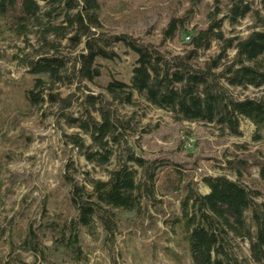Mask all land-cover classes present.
Instances as JSON below:
<instances>
[{
    "label": "rangeland",
    "instance_id": "rangeland-1",
    "mask_svg": "<svg viewBox=\"0 0 264 264\" xmlns=\"http://www.w3.org/2000/svg\"><path fill=\"white\" fill-rule=\"evenodd\" d=\"M245 2L262 7L261 0ZM229 8L230 0H109L99 31L111 36L129 33L159 45L170 19L183 17L184 22H189L187 29L160 48L171 54H184L190 48L188 37L209 27L212 17L223 18ZM63 19L59 17L54 22L61 23ZM240 20L235 28L225 22L227 36L249 35L254 20L250 16ZM39 30L31 28L26 36L20 35L10 20L0 18V260L11 259L14 264H193L185 221L180 220L188 186L207 194L210 191L205 176L226 175L237 180L236 171L241 170L243 184L264 191L257 184L260 178L257 163L264 159V140L254 139L256 126L242 118L241 135H234L215 123L178 121L172 112L156 108L136 95L134 104L114 101L112 108L118 110L120 120L125 123L126 138L120 144L111 143L115 152L111 164L94 165L70 136L79 134L86 144H91L92 138L61 118L60 107L64 104L53 103L48 94H59L69 102L74 100L65 111L67 115L80 117L86 95L101 94L103 100L113 102L107 85L114 78L131 82L136 57L122 44L114 45L119 56L113 60L99 59L103 69L99 78L65 80L51 85L53 89L47 86L46 101L35 107L25 93L34 87L39 76L30 72L25 60L49 48L41 40ZM75 34L72 31L65 39L50 35L48 39L58 43L59 53L70 59L83 49V44L75 47L69 40ZM220 50V43L214 41L209 50L200 51V61L218 55ZM229 53L231 57L235 55L234 50ZM231 91L239 99L264 100V88H231ZM77 97L80 99L75 100ZM131 151L145 157L146 168L155 174L150 179L146 168L134 164L139 169L138 179L145 195L140 209L102 210L110 224L107 227L97 219L95 235L82 231V259L64 253L63 249L56 250L51 239L40 258L22 252V244L32 227L38 229L47 219L61 220L73 214L67 177L81 184L88 179L106 180L107 170L124 162ZM230 160L235 168H229ZM246 216L249 218L250 213ZM43 232L38 231L40 236ZM233 247L242 264H255L248 240L235 239Z\"/></svg>",
    "mask_w": 264,
    "mask_h": 264
},
{
    "label": "trees",
    "instance_id": "trees-1",
    "mask_svg": "<svg viewBox=\"0 0 264 264\" xmlns=\"http://www.w3.org/2000/svg\"><path fill=\"white\" fill-rule=\"evenodd\" d=\"M261 6L255 8L245 0H230V8L223 18L212 17L209 27L188 37L190 48L185 49L184 54H171L160 48L187 29L189 22H184L183 17L170 19L159 45L129 33L111 36L99 31L109 0H0V18L10 20L12 28L20 35L26 36L31 28H39L41 40L49 45L46 52L25 60L30 72L39 76L34 87L25 93L35 107L46 101L47 86L53 89L57 82L65 80L81 82L99 78L103 71L99 59L113 60L119 56L114 45L122 44L135 55L131 82L111 80L106 90L113 102L103 100L101 94L86 95L80 117L67 115L65 111L72 107L74 100L69 102L59 94H48L53 103L64 104L60 107L61 118L92 138V143L86 144L85 139L74 134L70 136L72 143L90 163L107 167L115 157L111 143L120 144L126 138L125 123L120 120L118 110L112 108L114 101L134 104L136 95L156 108L172 112L178 121L215 123L234 135H241L242 118L249 119L256 126L254 139L264 140V100L239 99L231 91V88H264V0ZM248 16L254 20L248 36L225 34L226 21L235 28L240 19ZM59 17L64 18L63 21L54 22ZM72 31L76 34L69 40L75 47L83 44V49L69 59L59 53L58 43L49 41L48 37L56 35L65 39ZM214 41L220 43L219 54L200 61V51L209 50ZM230 50L235 51L233 57ZM71 69L73 72L69 74ZM135 163L142 169L147 167V159L131 151L124 162L107 170L106 180L88 179L86 184H81L67 177L73 214L61 220L47 219L38 229L32 227L22 244V252L40 258L49 248L47 240L51 239L56 250L63 249L64 253L82 259V231L95 235L97 219L107 227L110 224L102 210L132 212L140 209L145 195L141 192L142 182ZM232 164L230 160L229 168H235ZM257 165L260 167L257 184L264 188V159ZM236 172L237 180L226 175L205 176L204 182L210 191L207 194L188 186L180 220L185 221L193 264H242L233 247V241L238 238L249 241L252 261L264 264V191L249 189L240 181L243 171ZM146 173L150 179L155 175L147 168ZM183 180L181 178L180 182ZM147 191L149 193V189ZM259 197H263L262 200L258 201ZM39 230L44 231L41 236ZM0 264L14 263L7 259L6 262L0 260Z\"/></svg>",
    "mask_w": 264,
    "mask_h": 264
}]
</instances>
